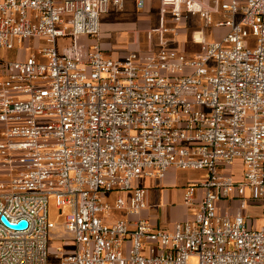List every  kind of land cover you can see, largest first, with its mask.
Segmentation results:
<instances>
[{"label": "built area", "instance_id": "built-area-1", "mask_svg": "<svg viewBox=\"0 0 264 264\" xmlns=\"http://www.w3.org/2000/svg\"><path fill=\"white\" fill-rule=\"evenodd\" d=\"M159 4L176 24L200 17L199 52L81 47L125 0H0V50L44 41L0 55V264H49L51 196L70 208L58 264H264V220L246 213L264 202V0ZM172 169L207 178L185 191L192 219L155 228L134 183Z\"/></svg>", "mask_w": 264, "mask_h": 264}, {"label": "crops", "instance_id": "crops-1", "mask_svg": "<svg viewBox=\"0 0 264 264\" xmlns=\"http://www.w3.org/2000/svg\"><path fill=\"white\" fill-rule=\"evenodd\" d=\"M137 1L125 0L123 10L118 11L113 8L101 17L100 34L94 41L100 43L106 54L115 58H124L129 53L147 54L156 52L161 48L160 45L156 50L144 51L146 48H142L144 44L140 45L139 41L140 35L145 33L146 25L150 24L152 16L155 15V9L160 5L159 0H144L143 9L137 6ZM120 33L135 35V41L132 43L133 47L128 46L126 43L117 42V34ZM194 175L207 178L205 172H182L172 169L164 179H138L134 186L147 190L150 203V207L143 212L142 217L148 219L155 228L168 230H172L177 223L192 219L194 211L188 210L185 206L184 194L188 186L196 184L199 180H204L193 179L192 176ZM199 195L202 196L203 191H199ZM221 205L223 207L225 203H221ZM235 207L236 203H233L232 208ZM251 208L262 209L264 208V202H253L246 210V213L250 216L249 226L258 229L262 226L264 211L261 217L258 216L261 218L258 224L257 220H254L250 215ZM119 217L117 216V218Z\"/></svg>", "mask_w": 264, "mask_h": 264}, {"label": "rangeland", "instance_id": "rangeland-1", "mask_svg": "<svg viewBox=\"0 0 264 264\" xmlns=\"http://www.w3.org/2000/svg\"><path fill=\"white\" fill-rule=\"evenodd\" d=\"M155 15L152 16L150 24L146 25L145 33L140 35V45L144 44V51L156 50L158 46L162 43H167V47L174 50L183 51L185 54H194L200 51V46L194 44L193 36L195 32L204 29V22L200 20L198 15H192L189 20L176 24L169 15H163L160 11V5L154 11ZM214 24L217 20H220L219 17L213 16ZM215 28V27H214ZM215 30V31H214ZM210 29L207 31V35L210 40L217 41L223 37L226 33V29ZM117 42L126 43L128 46L133 47V42L135 41L134 34H117ZM94 41V39L86 37L80 40V46L86 48ZM69 42H62L60 48H64L68 45ZM44 44L43 40L29 39L21 44L16 46V49L12 52H7L0 50V55L8 59L13 60H23L27 57L37 55L40 51L42 45ZM141 48V49H142ZM130 54V53H129ZM240 168L238 167V172ZM193 179H206L204 176L200 175L192 176ZM201 180H199L200 182ZM197 182V183H199ZM63 213H60V208L57 206L55 197L51 196L48 203V212L50 220L55 224V229L52 230L49 234V247H48V260L49 264H58V260L54 257L57 254V247H60L61 244L65 241L70 243L72 241V236L65 232L64 226L66 223L67 215L70 212L68 206L62 208ZM264 208L257 209L251 208L250 215L252 218L257 220L259 224ZM115 216H120L119 212H114ZM257 215V216H256ZM192 263H196V260H193Z\"/></svg>", "mask_w": 264, "mask_h": 264}, {"label": "water", "instance_id": "water-1", "mask_svg": "<svg viewBox=\"0 0 264 264\" xmlns=\"http://www.w3.org/2000/svg\"><path fill=\"white\" fill-rule=\"evenodd\" d=\"M26 225H27L26 222L22 221L18 225H10V226L13 227V228H24V227H26Z\"/></svg>", "mask_w": 264, "mask_h": 264}]
</instances>
